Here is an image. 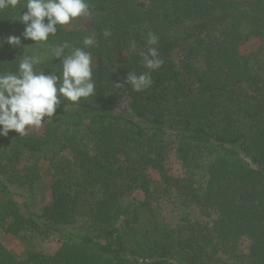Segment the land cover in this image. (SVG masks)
Here are the masks:
<instances>
[{
  "label": "trees",
  "instance_id": "16d2710c",
  "mask_svg": "<svg viewBox=\"0 0 264 264\" xmlns=\"http://www.w3.org/2000/svg\"><path fill=\"white\" fill-rule=\"evenodd\" d=\"M137 1L89 0V31L59 26L49 38L83 47L84 36L96 37L88 49L96 94L61 98L42 135L0 136V228L59 243L24 262L0 244V264H264V60L238 51L250 36L264 39V0ZM24 2L0 10V41L22 39L0 44V71H17L35 43L15 21ZM148 33L164 63L136 92L126 75L145 71ZM24 54L60 74L43 45ZM171 152L181 176L168 173ZM23 158L47 161L53 177L38 213H22L24 199L9 187L27 193L39 179L35 165L17 168ZM159 200L173 206L174 225L152 207Z\"/></svg>",
  "mask_w": 264,
  "mask_h": 264
},
{
  "label": "clouds",
  "instance_id": "9594fccd",
  "mask_svg": "<svg viewBox=\"0 0 264 264\" xmlns=\"http://www.w3.org/2000/svg\"><path fill=\"white\" fill-rule=\"evenodd\" d=\"M18 5L20 0H0V10L14 9ZM22 8L26 11H20L15 21L24 26L23 39L35 43L24 48L19 56L17 71H0V136L5 137L10 131L22 137L29 128L42 127L54 116L61 105V98L76 104L96 94L93 56L88 50L95 47L96 37L84 36L83 47H74L67 41L49 42L50 37L57 36L59 26H68L79 18L92 15L89 0H25ZM110 35L108 30L103 32L105 37ZM4 42L16 48L22 46L21 36L10 35L0 44ZM157 42V37L148 33L146 51L140 52L145 71L127 72L125 83L136 92L151 86V73L164 63L154 47ZM37 44L45 47L52 58L51 63L53 59L60 61V74L52 70L47 74L38 70L42 57L24 54L26 48ZM129 47L135 51V42L131 41ZM115 88H123V85L117 83Z\"/></svg>",
  "mask_w": 264,
  "mask_h": 264
},
{
  "label": "rangeland",
  "instance_id": "374dc122",
  "mask_svg": "<svg viewBox=\"0 0 264 264\" xmlns=\"http://www.w3.org/2000/svg\"><path fill=\"white\" fill-rule=\"evenodd\" d=\"M137 2L139 6L144 5V0H138ZM91 26V18L87 17L79 18L73 21L70 25L64 26V28L66 30L82 29L89 31L91 29ZM238 51L243 56H253L254 58L264 60V39L260 36H250L246 41L239 44ZM173 59L175 61H178L177 52L173 53ZM44 125L38 129L29 128L27 130V134L33 136L42 135ZM65 153L69 155L67 151ZM33 165H35L38 169L39 179L34 183L33 188L30 189L29 192H21L12 184H9L11 190L18 192L24 199L23 205L20 206L22 213H38L45 205H47L51 201L50 185L53 181V177L48 167L47 161L41 160L38 163L34 164L32 160L23 158L17 165V168L20 171L25 172ZM166 168L168 170V173L173 177L182 175L181 165L176 159V156L173 152H171L167 157ZM150 174L153 178H157L156 173L151 171ZM1 179L4 181V178ZM132 196H137L139 199L143 198L139 192H135ZM152 207L157 209L156 212H158L168 224H175L176 213L171 203L165 200H159L158 202H153ZM0 244L20 262H24L30 253H36L40 256L53 255L59 247V243L55 240L40 237L31 232H26L25 234L23 233L22 236L14 237L11 234L5 233L1 228ZM247 246V241H243L240 244V248L243 251H246Z\"/></svg>",
  "mask_w": 264,
  "mask_h": 264
}]
</instances>
